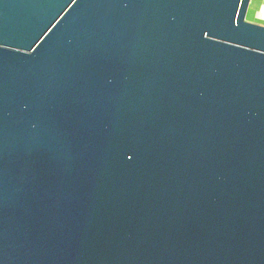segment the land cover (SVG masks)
Returning <instances> with one entry per match:
<instances>
[{
  "label": "water",
  "instance_id": "water-1",
  "mask_svg": "<svg viewBox=\"0 0 264 264\" xmlns=\"http://www.w3.org/2000/svg\"><path fill=\"white\" fill-rule=\"evenodd\" d=\"M249 2L0 0V264H264Z\"/></svg>",
  "mask_w": 264,
  "mask_h": 264
},
{
  "label": "rangeland",
  "instance_id": "rangeland-1",
  "mask_svg": "<svg viewBox=\"0 0 264 264\" xmlns=\"http://www.w3.org/2000/svg\"><path fill=\"white\" fill-rule=\"evenodd\" d=\"M262 3H264V0H250L247 12L245 14V20L264 25V23L255 20V12Z\"/></svg>",
  "mask_w": 264,
  "mask_h": 264
},
{
  "label": "built area",
  "instance_id": "built-area-1",
  "mask_svg": "<svg viewBox=\"0 0 264 264\" xmlns=\"http://www.w3.org/2000/svg\"><path fill=\"white\" fill-rule=\"evenodd\" d=\"M255 20L264 23V3L260 4L255 12Z\"/></svg>",
  "mask_w": 264,
  "mask_h": 264
},
{
  "label": "snow or ice",
  "instance_id": "snow-or-ice-1",
  "mask_svg": "<svg viewBox=\"0 0 264 264\" xmlns=\"http://www.w3.org/2000/svg\"><path fill=\"white\" fill-rule=\"evenodd\" d=\"M238 15H242V13H238ZM229 39H232V37H229ZM239 42L240 43H247V39L241 38L239 40ZM5 43H6L5 41H0V48H3ZM261 45H264V44H261Z\"/></svg>",
  "mask_w": 264,
  "mask_h": 264
}]
</instances>
